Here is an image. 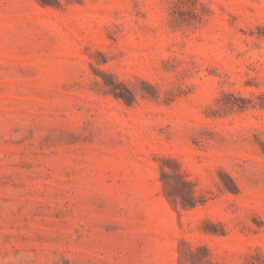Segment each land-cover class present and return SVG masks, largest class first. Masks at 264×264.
Masks as SVG:
<instances>
[{"label":"rangeland","instance_id":"obj_1","mask_svg":"<svg viewBox=\"0 0 264 264\" xmlns=\"http://www.w3.org/2000/svg\"><path fill=\"white\" fill-rule=\"evenodd\" d=\"M46 2L0 0V264H264V0Z\"/></svg>","mask_w":264,"mask_h":264},{"label":"trees","instance_id":"obj_2","mask_svg":"<svg viewBox=\"0 0 264 264\" xmlns=\"http://www.w3.org/2000/svg\"><path fill=\"white\" fill-rule=\"evenodd\" d=\"M42 1V3H48V2H46V0H41ZM118 95H120V94H118ZM184 183V182H183ZM186 183V182H185ZM176 189V196H175V201L177 202V201H180V203H181V205L182 206H185V205H187V204H189V205H192V204H190V202H188V200H186V199H188V198H190L191 197V195H190V193H187V194H185V195H183L180 191H179V189L176 187L175 188ZM187 201V202H186Z\"/></svg>","mask_w":264,"mask_h":264}]
</instances>
